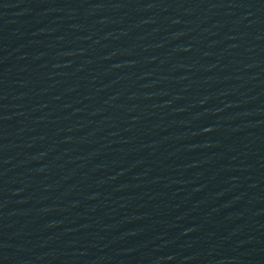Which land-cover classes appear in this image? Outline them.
<instances>
[{"label": "water", "instance_id": "obj_1", "mask_svg": "<svg viewBox=\"0 0 264 264\" xmlns=\"http://www.w3.org/2000/svg\"><path fill=\"white\" fill-rule=\"evenodd\" d=\"M0 264H264V0L0 6Z\"/></svg>", "mask_w": 264, "mask_h": 264}]
</instances>
